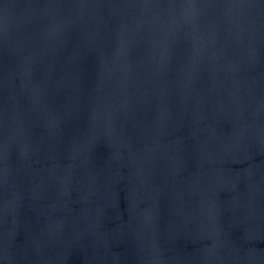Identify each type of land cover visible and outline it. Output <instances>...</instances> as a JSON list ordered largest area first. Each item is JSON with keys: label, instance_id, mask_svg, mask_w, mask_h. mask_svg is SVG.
Masks as SVG:
<instances>
[{"label": "water", "instance_id": "1", "mask_svg": "<svg viewBox=\"0 0 264 264\" xmlns=\"http://www.w3.org/2000/svg\"><path fill=\"white\" fill-rule=\"evenodd\" d=\"M0 264H264V0H0Z\"/></svg>", "mask_w": 264, "mask_h": 264}]
</instances>
